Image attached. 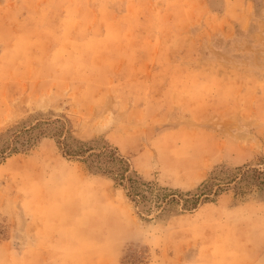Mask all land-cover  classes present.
<instances>
[{
  "label": "rangeland",
  "instance_id": "obj_1",
  "mask_svg": "<svg viewBox=\"0 0 264 264\" xmlns=\"http://www.w3.org/2000/svg\"><path fill=\"white\" fill-rule=\"evenodd\" d=\"M1 151L0 264H264V0H0Z\"/></svg>",
  "mask_w": 264,
  "mask_h": 264
},
{
  "label": "trees",
  "instance_id": "obj_2",
  "mask_svg": "<svg viewBox=\"0 0 264 264\" xmlns=\"http://www.w3.org/2000/svg\"><path fill=\"white\" fill-rule=\"evenodd\" d=\"M59 134H62L63 131L58 130ZM21 134H15L13 142L9 144V147L6 148L10 151V153L18 152V144L23 147H28L31 145L33 141V137L26 138L25 141L20 142ZM62 137V136H60ZM64 137V136H63ZM59 140V144L64 146V153L70 157L82 156L83 158H91L93 159V163H96V168L98 170H103L104 172L113 171L117 180L120 182L122 186L127 190L128 196L131 197L134 201L138 197H145L141 190L140 186H145L139 180V176L134 173L132 175L130 164L119 154L111 149L105 148L103 150L96 151L91 147H87L82 145L78 148H73L70 146L69 141L65 138L63 140ZM4 154V152H0V155ZM110 169V170H109ZM232 182L230 184H234L235 188H237V192L240 194H244L247 190L256 188L258 190L264 191V162L260 164L258 167H246L238 169V174L232 176ZM229 184H227L228 186ZM222 185H218L217 188H213L208 184H205L202 191L199 194L191 195L189 200H185V202H191V205L197 207L199 203L203 201H211V197H215L221 192H223ZM178 195H174V198Z\"/></svg>",
  "mask_w": 264,
  "mask_h": 264
}]
</instances>
